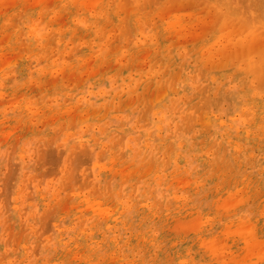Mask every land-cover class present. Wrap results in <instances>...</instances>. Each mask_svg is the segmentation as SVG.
<instances>
[{
  "label": "rangeland",
  "instance_id": "rangeland-1",
  "mask_svg": "<svg viewBox=\"0 0 264 264\" xmlns=\"http://www.w3.org/2000/svg\"><path fill=\"white\" fill-rule=\"evenodd\" d=\"M96 1L0 0V264H264V134L239 155L210 128L214 117L229 130L246 122L254 105L264 133V74L261 99L246 85L252 63L264 65V0ZM36 15L76 36L62 53L30 52L22 30ZM163 51L187 64L149 81ZM188 64L212 109L180 136L196 121L177 93L192 94ZM111 72L145 73L147 85L95 97ZM222 75L229 87L206 83ZM174 108L182 126L161 130ZM126 111L141 113L145 137L109 132Z\"/></svg>",
  "mask_w": 264,
  "mask_h": 264
},
{
  "label": "bare ground",
  "instance_id": "bare-ground-1",
  "mask_svg": "<svg viewBox=\"0 0 264 264\" xmlns=\"http://www.w3.org/2000/svg\"><path fill=\"white\" fill-rule=\"evenodd\" d=\"M39 1V0H38ZM99 1V0H98ZM142 1V0H141ZM259 1V0H258ZM97 1L95 0V4L94 5H96V4H98V3H96ZM113 2H114V0H113ZM130 2V1H129ZM150 2H154V1H152V0H150ZM36 3H37V1H36ZM148 3V2H147ZM114 4V3H113ZM133 4V3H132ZM131 4V5H132ZM154 4H156L157 5V3H154ZM208 4H210V3H208ZM90 5H91V2H90ZM233 5V4H232ZM59 6V5H58ZM66 6V5H65ZM63 7V10L65 11L66 10V7ZM89 6V5H88ZM229 6V5H228ZM91 7V6H90ZM93 7V6H92ZM241 7V6H240ZM262 7V6H261ZM95 8V7H94ZM243 9V8H242ZM257 9V8H256ZM132 10V9H131ZM226 10V9H225ZM229 10V9H228ZM227 10V11H228ZM129 11V10H128ZM127 11V12H128ZM243 11V10H242ZM241 11V12H242ZM226 12V11H225ZM248 12H249V10H248ZM121 13V12H120ZM224 13V12H223ZM110 14H113V12L112 11H110ZM128 14V13H127ZM135 14V13H134ZM225 14V13H224ZM254 14V13H253ZM91 15H93V14H91ZM43 16V22H41L42 20H39L38 18H36L37 17V15L35 16V18L33 17V19H31V18H29V19H31L30 21H27V23H25L24 24V26L26 25L27 27H28V30L26 29V30H22V33L23 34H25L27 37H30V39H29V45H30V52H36V53H38V55H40V57H44V56H47V55H50V51L52 52H56V53H62L64 50H65V47L67 46V40H69V39H73L74 37H76V36H73L72 37V34H70V33H68V32H59L58 30H56V29H53V28H51V26L48 24V23H46L47 21H46V16L45 15H42ZM226 17H227V15H225ZM128 17H129V15H128ZM244 17V16H243ZM259 17V16H258ZM228 18H229V16H228ZM259 18H261V17H259ZM231 19V18H230ZM233 19V18H232ZM240 19V18H239ZM136 20H139L138 18L136 19ZM260 20V19H259ZM258 20V21H259ZM95 21H98V18H96L95 19ZM127 21H128V18H127ZM126 21V23H128ZM213 21V20H212ZM212 21H211V23H212ZM245 21V20H244ZM85 22V21H84ZM98 22H100V21H98ZM143 22L144 23H146V20L145 19H143ZM143 23V24H144ZM172 23V22H171ZM92 24V23H91ZM142 24V25H143ZM17 25V24H16ZM56 25V24H55ZM87 25V24H86ZM145 25V24H144ZM172 25V24H171ZM214 25V24H213ZM57 26H58V24H57ZM93 26V25H92ZM109 26H110V24H109ZM204 26V25H203ZM258 26V25H257ZM85 27V26H84ZM97 27V26H96ZM89 28V27H88ZM63 29H64V27H63ZM46 32H47V34H46ZM209 32V31H208ZM227 32V31H226ZM144 33H146V32H144ZM181 33V32H180ZM240 34V33H239ZM99 35V34H98ZM101 35V34H100ZM99 35V36H100ZM23 36V35H22ZM47 36H49V38L50 39H48L47 40ZM240 36V35H239ZM147 37V36H146ZM46 40V41H45ZM180 41V40H179ZM48 42H50L51 43V47H50V50H45V45L48 43ZM133 42V41H132ZM192 42V41H191ZM248 42V41H247ZM230 43V42H229ZM86 44V43H85ZM221 45H224V44H221ZM231 45V44H230ZM229 45V46H230ZM246 45H248V44H246ZM170 47V46H169ZM218 47V46H217ZM253 47V46H252ZM262 47V46H261ZM237 49V48H236ZM239 49V48H238ZM250 49H251V47H250ZM156 50V49H155ZM231 50V49H230ZM252 50V49H251ZM166 51V50H165ZM165 51H163V52H161V53H163V54H161L160 55V57L158 58V61L156 62V65L155 66H153L152 65V68H153V72H151L150 74H148L147 76H146V79L148 78V80L150 79L151 80V78H153V79H155L156 77H157V75L161 72V71H163L164 69H169V68H176L177 67V65H179V64H187V59L184 57V55L183 54H180V56L179 57H177V54H175V60L174 61H170L168 58H166V52ZM253 51V50H252ZM251 51V53H253ZM99 52V51H98ZM247 52V51H246ZM261 52V51H260ZM167 54H169V53H167ZM218 54H220V53H218ZM248 54V53H247ZM264 54V53H263ZM71 55H72V53H71ZM252 55V54H251ZM218 57V56H217ZM260 57V56H259ZM145 58H146V56H145ZM226 58H227V56H226ZM234 58V57H233ZM241 58V57H240ZM246 58V57H245ZM263 58V57H262ZM46 59V58H45ZM66 59V58H65ZM173 59V58H172ZM219 59V58H218ZM223 59V58H222ZM127 60V59H126ZM212 60H214V58L212 59ZM224 60V59H223ZM230 60V59H229ZM261 60V59H260ZM264 60V59H263ZM152 61V60H151ZM257 62V61H256ZM255 62V63H256ZM263 62V61H262ZM261 62V63H262ZM223 63V62H222ZM225 63H227V61L225 62ZM233 63H235L234 61H233ZM93 64V63H92ZM201 64V63H200ZM220 64H221V62H220ZM220 64H219V66H220ZM244 64H246V63H244ZM94 65V64H93ZM147 65V64H146ZM242 65V64H241ZM249 65V64H248ZM92 66V65H91ZM223 66H224V64H223ZM208 67V66H207ZM91 68V67H90ZM227 68V67H226ZM238 68H240V67H238ZM246 68H248V67H246ZM188 69L191 71V74L190 75H188V79H189V81H190V89H191V91H192V94L191 95H185V94H182V93H180L179 91L177 92L178 94H179V96H180V101H181V103H184L182 106V113H188L189 115H190V117H191V119H196V121L195 122H190V124H189V126L188 127H182V129H180V131H178V132H176V134L177 135H180L181 133H183V136H185L186 134H194L195 132H196V130H197V127H192L191 125L193 124V123H197L198 122V119H200V117H202L201 116V114H203V112H206L207 110H210V109H212V107L210 108L209 106H210V101H211V99L209 100L208 98H209V96H208V98H207V96L206 97H204V95H200V94H198L197 93V91H196V88L198 87V86H200L201 84H202V80H201V69L200 68H198V67H195L193 64H188ZM222 69V68H221ZM215 70V69H214ZM217 70V69H216ZM225 70V69H224ZM245 70V69H244ZM103 71V70H102ZM173 71V70H172ZM172 71H171V73H172ZM177 71V70H176ZM180 70H178V72H179ZM246 71H247V69H246ZM65 72H66V70H65ZM87 72H89V71H87ZM167 72V71H166ZM177 72V73H178ZM248 72V71H247ZM247 72H246V74H247ZM112 73V72H111ZM169 73V72H168ZM177 73H175V74H177ZM222 73V72H221ZM226 73V72H225ZM145 73H138L137 75H136V77L135 78H133V77H131V76H122V74L120 73V72H114V73H112V74H109V75H104L103 77H100V78H98L97 80L99 81H97V82H95V85H96V87H95V97L97 96V94H101V93H104L105 95H107V96H109V97H112V95L118 90V88L117 87H115V85L116 84H118V87H120L121 86V84L122 83H124L125 82V84L126 85H128L127 87H129V88H132V89H135V88H137L138 87V90L140 89V90H142V91H144V88H145V86L147 85V83H145V81H146V79L144 80V79H141V80H139L138 81V79L139 78H141L143 75H144ZM180 74V73H179ZM249 74H254V76H249V75H246V77L247 78H250L252 81H253V83H251V81H249V82H246V85L247 86H249L252 90H253V92H254V96L251 98V101H254L255 99H257V98H262L261 97V95H262V91L261 90H259L258 88L260 87V86H264V84H262V85H260L259 87L258 86H256V87H258V88H255L253 85H254V77H257V79H259L260 78V75H262L263 76V74H264V65H259V63L258 64H254L253 65V63H252V65H251V67L249 68ZM125 75V74H124ZM165 75V74H164ZM204 75V74H203ZM89 76V75H88ZM223 76V75H222ZM75 77H77V76H75ZM80 77V76H79ZM151 77V78H150ZM176 77V76H175ZM178 77V76H177ZM177 77L175 78V79H177ZM170 78V77H169ZM263 77H261V79H262ZM174 79V80H175ZM181 79V78H180ZM195 79H198V81L200 82V84L198 85V84H196V80ZM84 80V79H83ZM82 80V81H83ZM149 80V81H150ZM207 80V84H208V86H210V88L212 87V85L214 84V85H217L219 88L220 87H227L230 83L229 82H231V81H229V79H228V77L226 76V77H222V81H219V82H214L213 80H210V79H206ZM209 80H210V82H209ZM242 80V79H241ZM163 81V80H162ZM168 81V80H167ZM178 80H176V82H177ZM239 81V80H238ZM244 81V80H243ZM172 82V81H171ZM175 82V81H174ZM175 82V84L177 85V83ZM205 82V81H204ZM240 82V81H239ZM82 83V82H81ZM168 83V82H167ZM241 83H242V81H241ZM258 83V82H257ZM164 84V83H163ZM172 84V83H171ZM174 84V85H175ZM205 84V83H204ZM203 84V85H204ZM232 84V83H231ZM260 84V83H259ZM258 84V85H259ZM38 85V84H37ZM166 85V84H165ZM206 85V84H205ZM34 86H36V85H34ZM45 86V85H44ZM163 86V85H162ZM173 86V85H172ZM171 86V87H172ZM180 86V85H179ZM231 86H233V85H231ZM47 87V86H46ZM170 87V88H171ZM205 87V86H204ZM203 87V88H204ZM229 87V86H228ZM33 88V87H32ZM31 88V89H32ZM126 88V87H125ZM178 88V87H177ZM177 88H176V90H177ZM201 88V87H200ZM203 88H201L202 90H203ZM207 88H209V87H207ZM207 88H206V90L205 91H207ZM166 89V88H165ZM165 89H162V90H164L165 91ZM175 89V88H174ZM180 89V88H179ZM200 89V90H201ZM212 89V88H211ZM161 90V91H162ZM176 90H175V92H176ZM199 90V91H200ZM127 91V90H126ZM149 91H150V89H149ZM44 92V91H43ZM134 92V91H133ZM159 92H160V90H159ZM166 92H167V90H166ZM165 92V93H166ZM206 93V92H205ZM223 93V92H222ZM226 93V92H225ZM41 94V93H40ZM190 94V93H189ZM18 96V95H17ZM136 98V97H135ZM167 98V97H166ZM157 99V98H156ZM165 99V98H164ZM97 100V99H96ZM214 100V99H213ZM7 101V100H6ZM159 102H160V100H159ZM170 103H172V100H170L169 101ZM136 103V102H135ZM134 103V104H135ZM157 103V102H156ZM214 103V102H213ZM253 103V102H252ZM123 105V104H122ZM127 106V105H126ZM152 106H153V104H152ZM128 107V106H127ZM28 108V107H27ZM121 109V108H120ZM125 109V108H124ZM152 109V108H151ZM29 110V109H28ZM118 110V109H117ZM124 111V110H123ZM96 112V111H95ZM162 111H160V113H161ZM105 114V113H104ZM107 114V113H106ZM141 114V113H140ZM140 114L138 113H132V111H126V113L123 115V119L121 120V121H113V127H112V129L111 130H109V132H122V133H126L127 135L126 136H128V135H130V133H132L134 136H136V135H142L143 134V136L145 137V133H144V129L143 128H139V129H136V127H135V124H136V122L139 120V117H140ZM149 114V113H148ZM147 114V115H148ZM146 115V116H147ZM250 116H248L247 117V119H246V122H245V120H244V122H242V123H235V125H234V127L232 128V129H226L227 127H225L224 126V124H223V122H221L220 120H218V118L216 119V117H214V120H212V119H208V120H212L211 121V125H210V128L212 129V128H215L216 130H218L219 132H222V131H224L225 130V133L228 135L227 136V141H226V146H227V144H229L230 143V145L231 146H234L233 148H230V147H228L227 146V148H229V150L231 149V151L233 152V151H237V153L239 154V151H243V150H245V149H247V145H246V141H247V139L248 140H254L255 141V137L254 136H256V137H259L260 139H261V137L263 136V124H262V121H261V119H260V116H259V114H257V112H256V110H255V106L253 105L252 106V108H251V112H250V114H249ZM89 116V115H88ZM96 116V115H95ZM105 117H110L109 116V114H107V115H105ZM104 117V118H105ZM162 117L164 118L163 119V121L161 122V124H160V129L162 130V129H164V130H167L166 129V126H165V124L167 125V123H172V121H174L175 123H176V125L178 124V125H181V122H180V119H179V115H178V112H177V110H176V108H174V109H170L169 110V113L166 115V114H164V115H162ZM205 117H207L206 115H205ZM245 117V116H244ZM131 118V119H130ZM203 118V117H202ZM208 118V117H207ZM264 118V117H263ZM101 119V118H100ZM103 119V118H102ZM141 119V118H140ZM207 120V121H208ZM141 121V120H140ZM97 122V124L98 125H101V121H96ZM103 122H106V123H108L109 121H103ZM159 122V121H158ZM201 122V120L199 121V123ZM94 123V122H93ZM129 123H132V126H130L129 125ZM205 123V121L203 122H201V124L203 125ZM21 124V123H20ZM207 124H209V123H207ZM197 125V124H196ZM198 125H200V124H198ZM110 126V125H109ZM182 126V125H181ZM180 126V127H181ZM240 126H242L243 127V129H244V131L241 129V127ZM63 127V126H62ZM180 127H178L177 126V130L180 128ZM205 127V126H204ZM209 128V127H208ZM221 128V129H220ZM76 129V128H75ZM194 129H195V131H194ZM205 129H207V128H205ZM204 129V130H205ZM108 132V131H107ZM147 132V131H146ZM204 132V131H203ZM62 133V132H61ZM119 135H121V134H119ZM208 136L209 135H211V134H207ZM213 135V134H212ZM100 136V135H99ZM180 136H182V134L180 135ZM122 137H125V136H122ZM210 137V136H209ZM216 137H217V135H216ZM121 138V137H120ZM141 138V137H140ZM127 139H132L131 137H128ZM172 139V138H171ZM204 139V138H203ZM98 140V139H97ZM138 140H140L139 138H138ZM219 140V139H218ZM122 141V140H121ZM120 143V142H119ZM137 144H138V141H137ZM140 144V143H139ZM215 144H216V142H215ZM214 144V145H215ZM86 146V145H85ZM212 147V146H211ZM88 148V147H87ZM226 148V147H225ZM226 148V149H227ZM130 149V148H129ZM176 149V148H175ZM174 148H173V150H175ZM180 148H179V146L177 145V150H179ZM170 150H171V148H170ZM52 152V151H51ZM82 152H84V154H81L82 156L83 155H85V151H82ZM125 152V151H124ZM79 153H81V152H79ZM87 153H88V151H87ZM86 153V154H87ZM141 153V152H140ZM227 153V152H226ZM231 153V152H230ZM52 154H53V152H52ZM242 154V153H241ZM257 154V153H256ZM124 155V154H123ZM130 155V154H129ZM235 155V154H234ZM240 155V154H239ZM170 156V155H169ZM171 157V156H170ZM59 158V157H58ZM77 158V157H76ZM88 158H89V156H88ZM102 158H104V157H102ZM126 158V157H125ZM124 158V159H125ZM78 159V158H77ZM92 159V158H91ZM127 159V158H126ZM76 160V159H75ZM168 160V159H167ZM185 160H186V154H185ZM82 161H83V159H82ZM91 161V160H90ZM173 161V160H172ZM225 161V160H224ZM84 162H85V160H84ZM223 162V161H222ZM79 163H80V161H79ZM82 163V162H81ZM88 163H90L89 161H88ZM117 163V162H116ZM168 164V163H167ZM166 164V165H167ZM171 164V163H170ZM169 164V165H170ZM80 165V164H79ZM86 165V164H85ZM82 166H84V165H82ZM81 168V167H80ZM89 168V167H88ZM128 168V167H127ZM79 171V170H78ZM136 172V171H135ZM231 172V171H230ZM233 172V171H232ZM117 173V172H116ZM79 174V173H78ZM130 174V173H129ZM132 175H133V173H132ZM236 175V174H235ZM117 176V175H116ZM141 178V177H140ZM245 180V179H244ZM127 181H128V179H127ZM231 183V182H230ZM81 185V184H80ZM82 186V185H81ZM241 191V190H240ZM98 192V191H97ZM240 197V196H239ZM235 204V203H234ZM181 206V205H180ZM144 208V207H143ZM146 208V207H145ZM162 208V207H161ZM109 209V208H108ZM232 209V208H231ZM159 210V209H158ZM157 210V211H158ZM106 212H107V210H105ZM104 211V212H105ZM112 211V210H111ZM110 213V212H109ZM108 213V214H109ZM106 214V213H105ZM111 214V213H110ZM225 214V213H224ZM107 217H108V215H107ZM109 218V217H108ZM108 220H110V219H108ZM156 221H157V218H156ZM193 221V220H192ZM125 222V221H124ZM179 224V223H178ZM180 227V226H179ZM190 227V226H189ZM253 228V227H252ZM182 229H184V228H182ZM242 229V228H241ZM244 229H246V228H244ZM169 230V229H168ZM178 230V229H177ZM239 230V229H238ZM251 230V229H250ZM250 230H248V231H250ZM173 231H176L175 230V228L173 229ZM172 231V232H173ZM93 232V231H92ZM182 232V231H181ZM248 233V232H247ZM239 234H241V233H239ZM93 236V235H92ZM157 236V235H156ZM233 236H234V234H233ZM239 236V235H238ZM229 238V237H228ZM142 239H143V237H142ZM141 239V240H142ZM102 246V245H101ZM92 248V247H91ZM94 250V249H93ZM58 254V253H57ZM10 256V255H9ZM171 256V255H170ZM181 257V256H180ZM182 258V257H181ZM75 260H76V257H75ZM82 260V259H81ZM80 260V261H81ZM39 262V261H38ZM173 262V261H172ZM181 263V262H180Z\"/></svg>",
  "mask_w": 264,
  "mask_h": 264
}]
</instances>
